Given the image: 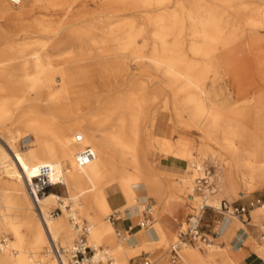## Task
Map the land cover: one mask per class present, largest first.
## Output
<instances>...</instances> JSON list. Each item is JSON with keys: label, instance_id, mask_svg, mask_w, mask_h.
Returning <instances> with one entry per match:
<instances>
[{"label": "bare ground", "instance_id": "6f19581e", "mask_svg": "<svg viewBox=\"0 0 264 264\" xmlns=\"http://www.w3.org/2000/svg\"><path fill=\"white\" fill-rule=\"evenodd\" d=\"M99 1L115 11L114 7L127 0ZM208 1L205 4L203 0H163L162 3H172L167 18L175 24L190 25L193 36L203 40L200 45L191 46V58L180 53L184 49L180 43L161 47V52L172 53L169 57L159 55L157 49L139 56L133 42L135 37L128 32L113 48L115 54L121 55L114 59V64L81 66L78 61L90 60L93 51L70 50L66 57L54 61L38 49L48 32L55 34L61 29L72 33L76 29L69 26L73 21H65L57 13L72 0H20L18 5L0 0V43L3 45L0 51L3 63L0 68V264H57L51 244L60 245L65 252L71 250L79 240V227L85 228V245L95 252L86 264L105 261L108 254L112 262L107 264H129L131 257L142 250H147L145 254L149 257L153 247L174 236L163 228L159 218L167 209L184 213L183 191L189 192L186 197L190 202L189 211L192 206L205 203L201 195L194 193L193 181L197 192V179L203 178V171L208 167L201 164L212 152L218 154L223 164L215 170L219 186L214 184L212 194L208 195L206 202L210 206H218L222 201L216 196L242 197L264 186V74L256 55L258 51L238 38L223 41L221 36L225 28L233 32L241 28L264 31V0ZM212 1L218 4L213 6ZM144 6L152 7L150 3ZM4 18L8 22H2ZM105 20L91 18L86 23L89 27H98ZM107 34L111 36L114 32L109 30ZM148 34L155 36L154 31ZM164 34L167 31L161 37ZM89 43L95 48L100 44L95 40ZM259 45L264 46V36ZM97 51L102 52L100 56L107 52ZM127 55L136 60L134 67L145 73V81L132 85L128 92L115 98L99 95L104 91H93L89 78L94 72L101 76L103 71H113L125 79L128 77ZM249 61L252 68H244ZM13 62H20V67L16 66L20 74L12 67L6 68ZM154 72L162 75L165 87L172 92L171 97L163 99L161 111L148 108V102L156 101L161 92L160 84L149 89L156 79ZM224 76L231 89L229 96L223 98L225 103L220 104L218 98L225 90H216L214 83ZM208 79L211 89L206 84ZM178 83L182 90L193 92L184 100V104H192L185 123L177 127ZM100 85L102 90L110 89V83L105 80ZM108 105L116 108V122L109 128L101 123L104 128L98 130L100 124L95 112ZM84 107L89 111L88 118L79 117L72 125H55L57 114L68 110L80 112ZM222 129L238 140H221ZM76 134L82 136L80 143L74 142ZM25 137L30 140L21 151L17 141ZM213 145L220 146V150ZM87 147L92 149L94 159L79 165L76 155ZM153 149H159L165 158L172 156L185 162L183 177L166 179L154 177L155 168L154 172L147 171V158ZM41 165L52 167L50 179L55 186H64L65 195L49 192L37 201L31 198L28 184L33 182ZM190 166L193 174L189 175ZM142 185L156 197V206L147 205L144 197H138L136 191ZM114 193L122 196L125 202L122 210H130L133 217H142V211L153 215L151 222L158 239L139 231L142 239L131 245V236L126 239L116 232L119 236L116 242L112 221H105L104 215L112 209L109 197ZM53 207L62 212L59 217L51 215L49 210ZM89 211L96 219L82 222L80 214L87 215ZM250 215L253 222L259 223L264 219V204L251 209ZM104 244L109 248L101 249ZM200 247L182 248L184 254L181 251L179 254L184 264H236L234 250L228 243L225 247L212 243ZM253 251L264 259L263 238L256 242ZM69 256L63 255L64 264H70Z\"/></svg>", "mask_w": 264, "mask_h": 264}, {"label": "rangeland", "instance_id": "374dc122", "mask_svg": "<svg viewBox=\"0 0 264 264\" xmlns=\"http://www.w3.org/2000/svg\"><path fill=\"white\" fill-rule=\"evenodd\" d=\"M207 1L208 0H203L205 4L207 3ZM145 3L146 4L150 3L152 7L149 8V7L144 6L146 5ZM162 3H163V0H149L145 2L143 0H127L124 3L119 4L116 7H114L115 11H110L111 8L107 9L106 5L101 3L99 0H72L71 3H69L66 7H64L57 13L62 16L63 20L73 21L71 24H69V26L76 27V29L73 30L72 33L66 30L62 31L61 29L56 31L55 34L48 32L49 34L46 35V37L44 36L43 40H41L42 43L38 49L41 50L42 52L48 53L49 57L54 61H56V59H59L61 57H64V56L66 57V53H68V51L70 50L79 51V50L89 49L90 51H93L92 58H90V60L88 59L79 60L78 61L79 65L81 66H92V65L93 66H97V65L111 66V64H114L115 58H121V55L115 54L116 52H114L113 48L118 46L117 42H120V38L124 37L126 34H128V32H130L135 37L133 39V42L135 44V47L139 50L136 53L139 56L144 57L147 55V52L149 53V51L153 49H157L159 52V55L163 57L165 56L169 57L170 55H172V53L161 52L162 51L161 47L162 46L171 47L176 43H180L182 47L184 48L183 51H181L180 53L182 55L185 53L186 55H188L189 58H191V55H190L191 46L193 44L200 45L203 40L202 39L200 40L193 36L190 25L175 24L169 18H167V14L170 11L169 7L172 8V3L169 4L167 2V3H164V5ZM211 4L215 6L218 4V1L217 2L212 1ZM99 17L106 19L102 26L89 27L87 25L86 22L90 21L91 18H99ZM2 20H3L2 22L4 23L8 22L7 18H4ZM109 30L113 31L114 34L111 36L107 34ZM149 31H154L155 36L152 37L151 35H149L148 34ZM163 31H167V34L166 35L164 34V37H161V33H163ZM221 36H222L223 41H226L227 39H231L234 37L235 39L238 38L239 39L238 41L240 42L250 43L251 45L250 47L253 48L252 50L258 51L256 55L258 56V58H260L259 65H261V71L264 74V53L261 51V50H264V46L259 45V40L263 39V36H264L263 30H260L257 28L255 29L241 28L240 30H237V32H233L225 28L224 31L221 33ZM74 37L77 40L74 39ZM79 37L81 39H79ZM161 38H162V42H160ZM93 40L100 42L97 48H95V46L92 43H89V42H92ZM2 47L3 45L2 43H0V51H2L1 49ZM97 50L107 51V52L103 53L104 56H100L102 52H99ZM245 56L247 55H244V57ZM135 61L133 60V57L130 55H127L125 57L126 67L129 68V71H128L129 75L126 79L115 72L113 73V71L109 73H106L105 71H103L100 73L101 76L96 75L97 73L94 72L95 75L89 78L90 85L94 87L93 91L95 92L104 91L103 93L99 95H109L110 98H113V97L115 98L117 96H121L122 94L128 92L130 88H132V85H138L139 83H142L143 81H145L146 79L145 73L138 72L139 70L134 67L136 63ZM19 64L20 62H13L11 63V66H6V68L11 69L12 67V69H15L14 72H17L18 74H20V71H18L20 67ZM246 65L247 66L244 68H247V67L252 68L253 66L250 63V61ZM2 66H3V63L1 62L0 63L1 69H2ZM16 66H19V67H16ZM134 74H136L137 76L132 81L130 79H132V76ZM153 74L156 75V79L152 81L153 83L150 84L149 87L151 88L149 89L153 90L155 87H157L160 84L161 92L156 101L148 102V106H149L148 108L151 111H157V110L161 111V109L164 106L163 99L165 98V96L171 97L172 92H171V89L165 87L164 79L160 73L154 72ZM104 80L110 83V86H109L110 89L106 88L105 90H102L103 88L100 87L101 86L100 82L102 83ZM57 83L55 84L57 85ZM206 84L208 85V88L211 89L212 84H211L210 79L207 80ZM181 88H182L181 84L179 83L176 84V92H177L176 103L178 104V107H179L176 110V114H175L176 117H178L176 118V121H178L177 127L183 125L182 123H185V120L188 115L187 110L190 109V107L192 106V104H189V103L184 104V100L193 91L190 89L182 90ZM214 88L216 90L221 89V88L225 90V94L218 98V102L220 104L225 103L223 98H225V96H229L228 91H230L231 89V86L228 84L226 76H224L222 79L220 78L219 80H217L214 83ZM106 93H109V94H106ZM170 101L168 102L169 108L172 105ZM115 110L116 108L114 107V105H111V106L108 105L105 109L95 112L96 120L100 124L98 127V130H102L104 127L109 128L112 126V124L116 122L117 115L114 112ZM88 112H89L88 109L84 107L82 111L80 112L76 110H73V111L68 110L64 112V114L62 115L57 114L54 119L55 125H62V124L72 125L76 123V121H79L80 118H88L89 116ZM101 123L106 124V125H104L103 127ZM220 138H222L221 140L228 139L231 142H236L238 140L232 134L225 132L223 129H222ZM174 139L172 138L173 141ZM0 144H2L1 141H0ZM17 147L21 151L24 150V148L21 147L20 140L17 141ZM213 148L220 150V146L216 148V146L213 145ZM223 152L224 154L229 155L227 152L225 151ZM217 155H218L217 153L215 154V152H212V154H209L207 156L209 158H206L204 162H202L203 164H201V165L205 164V165H208V167L214 168L213 169L214 172L212 173L214 177L211 178V181L215 184V187L219 186L218 184L219 179H217V177H215L214 175L216 174L215 170H217L218 167H222V164H223V162L220 159H218L219 157ZM162 157L165 158L164 154L161 153L159 149H153L149 157L147 158L148 162L146 165V169L149 172H154V168H155L156 173L155 174L152 173L154 177H157V176L160 177L159 173L156 170V165L158 164V162L160 161ZM189 165L190 163L188 164V166ZM188 171H189V175L193 174L191 166L188 167ZM193 187H194V193L200 196L201 194H199L195 190L194 181H193ZM49 192H53L59 196L65 195V189L62 184L56 185L54 188L50 189L47 192V194ZM136 192H137L138 197H144L145 199L149 198V201L154 200V202L151 204L146 203L147 205H154V203H156L157 201L156 197L153 194L150 195L148 192H146V189L144 191L138 190ZM5 193H7L9 196L11 195L10 191H5ZM260 193H264V186H262L260 189H254L251 191V193L244 194V196H247L252 201L254 200L256 201L257 199H260V205H262L264 204V196L259 197ZM25 194H26V191H25ZM183 194H184L185 204L190 205L189 200L186 199L187 195H189L188 190L183 191ZM215 198L218 201L225 199L229 203H232L236 200H240L242 197L235 195L232 198L230 197L227 198V196H221V197L216 196ZM196 205L192 206L188 215L185 217L181 225H179L178 228L176 229L177 232L174 234L173 237L170 238V241H167L166 243L158 247H153L149 253V257L145 254L148 252L147 250H142V251H139L138 253H135L134 256L131 257L129 264H138L139 261L141 262L144 259V256L148 257V261L150 264H152V262L153 264H160L163 261H165V263L167 264H184V260L181 258L180 260H177L175 263H172L168 255V250H169L168 248L170 247L171 244H173L176 241L177 235L182 229V225L183 226L185 225L188 217L193 213ZM260 205H255L253 208H250L249 210L259 207ZM54 209L56 210V214L54 216L59 217L60 214H62V212L58 208L53 207L49 211H53ZM112 214H113L112 209L108 210L104 214L105 221H109V216H111ZM80 215H81L80 218L82 222L84 223H88L89 219L90 220L96 219V215L92 211H89L87 215L86 214H80ZM143 218H144V213L142 217H133L134 223L137 224V232L141 231L140 234H145L146 231L152 230L154 226V222H151V229H148V230L140 229L138 227V224L140 221H142ZM150 218L154 219L152 214L150 215ZM250 221L252 225L256 226V228L260 230V233H262L261 239L262 238L264 239V234H263L264 233V219H262L259 223L253 222L252 218L250 219ZM112 227H113L112 233L114 235V239L116 240V242H118L117 240H119V236H117V233H116L117 231L115 227L113 225ZM122 236L125 237L126 239L130 238L128 232L127 234L121 233V237ZM78 237L74 239V242H76ZM208 238L212 240L211 237H208ZM256 242L258 241H255V240L253 241L252 250L254 249ZM259 242H261V240ZM211 243L218 245L216 242H213V240ZM58 247H60V245ZM88 247L91 249V252L87 251L88 252L87 257L91 258L92 256L95 255V252H93L90 246ZM186 247L188 249L189 248L196 249V247L194 246L188 245ZM103 248L108 249L109 247L106 244H104L101 249ZM204 250L205 249L202 248L201 251L204 252ZM183 252H184V249L181 248L182 256L184 254ZM233 258H234V261L236 262L234 253H233ZM110 259H111V254H108L105 261H98V263H95V264H107V262L111 263L112 261ZM70 264H72L71 259H70Z\"/></svg>", "mask_w": 264, "mask_h": 264}, {"label": "crops", "instance_id": "0c3cea01", "mask_svg": "<svg viewBox=\"0 0 264 264\" xmlns=\"http://www.w3.org/2000/svg\"><path fill=\"white\" fill-rule=\"evenodd\" d=\"M195 137L197 138V135H195ZM185 168V162L172 156H168L167 158L162 157L156 165V170L159 175L166 179L172 178L178 180L182 178ZM138 190L144 191L145 186L142 185ZM260 196H264V193H260L259 197ZM257 200L260 201V199ZM109 202L111 204L112 212H116L119 217L115 220V222H112L116 231L124 234H127L128 232L129 236H131L129 243L131 245L137 244L138 240L142 239V236L140 234L138 235L137 224L134 223L130 210H122L125 204L124 199L118 193H114V195H110ZM153 202L154 200L149 201V198L146 199V203L151 204ZM251 202H255V200L252 201L247 196H242L240 200L232 202L234 207L239 208L244 206L248 208L249 213L243 216L242 219L241 217L234 219L227 215H221L207 210L201 225L203 234L207 237H211L213 242H216L220 247H225L226 243H228L230 247L232 246L231 248L234 250V256L237 264H264V259L260 258L252 250L253 241L255 240L259 242L261 240L262 233H260V230L256 228V226L251 224V210H249V204ZM157 203L158 202L156 201L153 206H156ZM189 206L190 205L185 204L183 208L184 213L167 209V211L159 218V222L163 228H165L168 232L175 234L180 223L183 222L185 217L188 215ZM148 229H151V227ZM146 232H148L149 235L151 234V239H158V236L153 229Z\"/></svg>", "mask_w": 264, "mask_h": 264}, {"label": "built area", "instance_id": "2783aa9c", "mask_svg": "<svg viewBox=\"0 0 264 264\" xmlns=\"http://www.w3.org/2000/svg\"><path fill=\"white\" fill-rule=\"evenodd\" d=\"M12 4L18 5L20 0H9ZM30 137H25L21 140L20 144L24 148L28 145ZM82 141V136L76 134L74 142L80 143ZM94 153L91 148L87 147L80 150L76 155V161L79 165H86L93 161ZM212 167H207L205 171H203V178L197 179V192L201 194L204 199V204L197 206L193 213L188 217L186 221V225L184 229H181L177 236V241L170 245L168 250V255L170 257V261L175 263L180 258L179 252L181 248L185 246H207L212 240H210L207 236H205L201 230V225L203 221V217L206 214L207 210L212 212H216L221 215H227L229 217H241L245 216L249 213L248 208L242 207H234L233 203H229L227 200H222L218 206H210L207 204L208 195L212 194V189L214 188V183L211 181V174L213 172ZM52 172V167L50 165H41L38 168L37 176L33 178V182L28 184V191L35 201H37L41 196L45 195L50 189L54 188L55 185L52 183L50 179V175ZM255 205H260V201L257 200L255 202H251L249 204V209L253 208ZM144 213V218L139 223L140 229H148L151 227V218L149 213ZM56 214V210L54 209L51 212V215L54 216ZM110 221L115 222L118 219L116 212L113 213L109 217ZM78 227V226H77ZM79 240L76 242L75 246L65 252L63 248H59L53 243L50 246V250L53 253L57 264H64L63 255L69 254L71 257V261L74 264H86L85 261L88 259V252H91V249L85 245L86 236L83 234L85 230L84 227H79ZM88 251V252H87ZM138 264H150L148 258L144 256V259Z\"/></svg>", "mask_w": 264, "mask_h": 264}]
</instances>
